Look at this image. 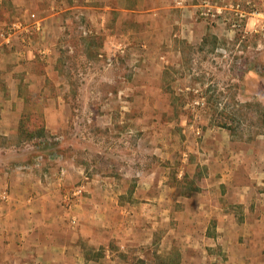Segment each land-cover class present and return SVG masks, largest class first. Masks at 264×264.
<instances>
[{"label": "rangeland", "instance_id": "obj_1", "mask_svg": "<svg viewBox=\"0 0 264 264\" xmlns=\"http://www.w3.org/2000/svg\"><path fill=\"white\" fill-rule=\"evenodd\" d=\"M39 2L0 27L29 33L35 14L42 33L36 47L20 35L0 40V66L9 71L3 80L19 83L27 102L20 132L0 140L8 166H25L38 154L47 162L50 153L93 179L111 172L132 178L141 170L135 168L161 163L173 181L183 169L185 191L201 192L209 162L222 161L214 147L224 137L241 156L250 146L264 152V0H209L216 18L204 19L190 37L174 22L171 35L157 26L150 39L136 27L116 40L106 34L116 30L110 22L117 14L93 0ZM232 6L248 14L239 30L232 29Z\"/></svg>", "mask_w": 264, "mask_h": 264}, {"label": "crops", "instance_id": "obj_2", "mask_svg": "<svg viewBox=\"0 0 264 264\" xmlns=\"http://www.w3.org/2000/svg\"><path fill=\"white\" fill-rule=\"evenodd\" d=\"M93 1L117 14L110 22L116 30L106 34L113 33L112 40L136 34V27L150 39L157 26L160 30L167 26L171 35L168 26L174 22L183 27L182 37H190L188 31L204 24V3H210ZM39 3L0 0V27L12 23L17 11L39 8ZM32 18L30 32L17 35L36 47L42 33L36 32L40 23ZM8 72L0 66V140L4 141L20 132L27 106L19 83L13 86L3 80ZM223 140L214 147L222 161L209 162L201 192L185 191L183 169L173 181L169 169H160L161 163L156 168L151 163L135 168L141 170L132 178L111 172L89 179L82 176V166L73 171L50 153L44 157L47 162L32 159L25 166H8L1 158L0 264H264V152L250 146L241 156L243 151H236L230 138ZM4 150L0 144V152ZM232 150L238 153L236 160ZM75 183L85 184L81 196L74 195Z\"/></svg>", "mask_w": 264, "mask_h": 264}, {"label": "built area", "instance_id": "obj_3", "mask_svg": "<svg viewBox=\"0 0 264 264\" xmlns=\"http://www.w3.org/2000/svg\"><path fill=\"white\" fill-rule=\"evenodd\" d=\"M204 6L206 8V11L203 12L202 16L203 17H212V18H216V14H214L213 12V6H211L210 3L205 2ZM226 9V8H225ZM231 12H233L235 14V16L238 18V21L234 22L232 24V29L234 30H239L240 28H242V23L245 21V19L247 18L248 14L246 13V11L240 7V6H232L231 7ZM235 10V11H234ZM220 11V10H218ZM226 11H230V10H226ZM26 31V28H22L21 25H13L12 27H8L6 29H0V40L4 43L9 44L12 39L20 32V31ZM39 160L40 162V158H36L35 161ZM84 190L83 187L80 186L75 190V196H81L83 194Z\"/></svg>", "mask_w": 264, "mask_h": 264}, {"label": "trees", "instance_id": "obj_4", "mask_svg": "<svg viewBox=\"0 0 264 264\" xmlns=\"http://www.w3.org/2000/svg\"><path fill=\"white\" fill-rule=\"evenodd\" d=\"M40 156H39V154L38 155H36L33 159L35 160L36 158H39Z\"/></svg>", "mask_w": 264, "mask_h": 264}]
</instances>
